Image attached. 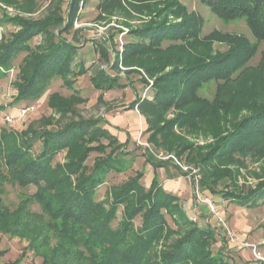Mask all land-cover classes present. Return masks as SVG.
<instances>
[{
    "label": "trees",
    "instance_id": "trees-1",
    "mask_svg": "<svg viewBox=\"0 0 264 264\" xmlns=\"http://www.w3.org/2000/svg\"><path fill=\"white\" fill-rule=\"evenodd\" d=\"M37 1L0 3L33 12ZM87 1L49 0L41 17L7 12L0 17V24L17 28L0 36V78L18 66L10 105L37 102L55 78L71 90L69 96L50 93L47 106L52 114L23 130L0 125V233L27 240V249L39 254L40 264H60L57 257L62 264H237L240 248L229 253L232 248L225 246L214 227L191 220L178 195L164 189L159 167L173 163L179 174H186L172 159H156L154 152L164 149L197 166L204 192L242 207L264 203V50L255 65L250 63L259 51V40H264V0H199L223 20L244 17L254 42L243 34L203 35L202 18L196 15L194 24L187 6L178 0H97L99 15L107 20L112 14L130 15L127 3L136 14L151 16L138 27L123 18L128 38L121 43V53L114 43L120 28H113L109 39L93 41L99 56L90 78L100 91L98 101L106 105L104 93L112 89L128 86L134 91L124 109H137L145 120L149 144L142 155L154 172L146 186L141 181L144 169L135 170L103 199L96 194L100 185L112 171L128 170L138 154L127 148L129 137L121 142L109 131L104 116L77 114V105L86 98L74 87V78L88 69L82 60L75 63L79 48L64 35L80 33L74 20ZM162 13L167 14L158 19ZM37 35L42 42L33 45ZM214 40L227 49L215 50ZM212 83V96L202 95ZM134 84L149 85L148 94H138ZM170 112L173 117L165 120ZM199 135L213 139L206 151L191 141ZM61 152L63 161L57 160ZM92 152L97 156L89 165ZM247 158L259 163L257 169L248 170ZM242 169L259 181L240 185ZM6 182L22 188L34 185L35 190L21 195L11 209L1 197ZM31 203L40 211L31 210ZM119 206L122 215L114 226ZM5 251L0 250V258Z\"/></svg>",
    "mask_w": 264,
    "mask_h": 264
},
{
    "label": "rangeland",
    "instance_id": "rangeland-1",
    "mask_svg": "<svg viewBox=\"0 0 264 264\" xmlns=\"http://www.w3.org/2000/svg\"><path fill=\"white\" fill-rule=\"evenodd\" d=\"M21 1V0H18ZM38 4H36V9L31 11L23 10L20 12V8H17L12 5H3L0 3L1 9H0V17L3 14L9 13L10 15H19V16H26L29 18H36L41 17L43 14H45L48 10L49 0H38ZM96 2L97 0H88L84 7L80 8L78 14L79 18L75 21V28H79L80 33L78 34H66L64 36H67L68 40L72 41L76 46L79 48L78 54L75 56V63L79 61H83V64H85V67H87L88 71L86 73H83L82 75L75 77L74 79L75 84L74 87L79 91L80 95L86 98L83 103L78 104L77 108V114L81 117H97V116H104V118L110 119L111 121H114L115 124L112 126V130L114 132L122 131L124 135H128L130 137L136 136V140L132 142L131 144H128L127 147L129 149H135L137 151L138 156L136 160L134 161L133 165L128 168V170L123 172H117L112 171L108 177L107 181L100 185V187L97 189L96 194L97 197L105 198L106 192L114 185L120 184L121 182L125 181L127 177L131 174H134L135 170H141L144 169V166L147 162H145L142 157L143 153V146H145L142 142H147V134L144 132V129L146 127L145 120H142L140 117V114L137 109H132V111H126L127 109H124L126 107V104L129 103L134 98V91L130 89V87L126 86L125 88H117L112 89L111 91H106L104 93V100L106 101V105L110 107L112 110H106V105L100 103L98 100L99 96V90L94 89L91 76L93 75V68L94 66L98 65V51L95 48V44L93 43L94 40H100V39H109L111 37V33L115 32V29L113 28H120L122 29V32L119 36L116 34L114 35V43L116 49H119V53L122 51V44L125 39L128 38V27L122 24L123 18L126 19L129 24L132 26H139L143 23V21H149L151 20V16L148 14H136L135 11L132 9L131 5L127 3V7H129V10L131 12L130 15H128L127 12L123 14H112V16L107 20V17H103L99 15V12L96 8ZM179 3L185 4L187 6V14L190 20L194 24H196V15L198 17H201L203 20V26H202V34L203 35H210L213 33V31H217L220 33H229V34H243L246 36L251 42H254L256 39L252 34V31L249 29L246 20L244 17H239L235 20H223L219 16H217L209 7L205 6L204 4L200 3L199 0H178ZM65 8V5H63ZM103 13V12H100ZM170 13V12H169ZM167 14V13H166ZM165 13L160 14L158 16V19H163L166 16ZM99 17H98V16ZM105 15V14H101ZM170 15V14H169ZM156 18V17H155ZM186 18V17H184ZM195 18V19H194ZM169 20H174L172 15L168 16ZM177 20H181V18H178ZM199 22L200 19L198 18ZM131 27V26H130ZM17 28L13 26L12 24H0V36L1 34H7L11 32L12 30H16ZM117 36V38H115ZM1 39V38H0ZM42 37L37 35L32 40V44L35 45L38 42H42ZM259 51L254 55V57L251 60V64L255 65L259 61L260 57V51L264 50V40H259ZM212 46L215 50L218 51H225L227 49V45L219 42L218 40H214L212 42ZM24 53L19 56L16 63H19V60L23 57ZM120 55V54H119ZM120 57V56H119ZM100 64V63H99ZM74 70H77V64H73ZM101 65V64H100ZM108 64H103L102 67L109 70L110 73L113 71L109 69L110 66H107ZM169 68V67H168ZM168 68L166 70H168ZM123 70V68H122ZM18 72V66L15 64V67L9 71V75L0 78V105L3 106V108L0 110V125L5 126L7 128H15L18 130H23L26 128V126L31 123L32 121H37L41 118V116H48L52 114V110L48 108L47 106V98L50 93L58 92L64 96H69L71 93V90L66 88L63 85L62 79L55 78L53 79V82L49 85V87L46 89L45 93L37 102H32L30 104H36V110L27 114L21 121H18L17 123L13 124H6L5 122L2 123V117L6 114H9L12 112L13 114H16V111L13 110V105H10V102L12 101L13 94L15 93L14 88V82L16 79V75ZM116 71H114L115 73ZM142 72V70H141ZM144 74V72H142ZM122 75V73H119ZM146 77V75L144 74ZM148 78V77H147ZM149 79V84L152 85L153 80L151 78ZM138 84H134L135 90L138 92V94H144L147 93V89L149 85L146 86H137ZM137 86V87H136ZM213 83L212 85H207L205 89L201 91V94L207 97L212 96L213 92ZM16 106V105H15ZM126 112H125V111ZM242 113H245L244 111ZM248 113V112H247ZM174 114L171 112L167 114L165 117V120L173 117ZM242 115V114H241ZM77 116V115H76ZM126 119L130 120L132 123L135 121V129H131V125L127 124ZM127 124V126H126ZM106 126V125H105ZM128 129V130H127ZM175 131L181 132L177 128H174ZM127 130V131H126ZM131 132V134H130ZM134 133V134H132ZM183 133V132H181ZM130 134V135H129ZM124 138V136H122ZM213 139L211 137H204L202 135H199V138L193 137L191 138V141H193L197 147H202L204 151H206L207 147L206 145L209 143H213ZM151 144V143H150ZM152 145V144H151ZM150 146V145H149ZM109 151V150H108ZM155 151V150H154ZM160 152L163 151L164 155H172L169 159H163V160H173L174 162L178 163V165L183 170V167H187L188 169L197 167L193 164H189L185 161V157L177 159L175 157L174 153H167L164 149L158 150ZM158 151H155L154 153H158ZM63 155L64 153L61 152L57 156V160L63 161ZM157 156L155 158L157 159ZM97 156L96 152H92L87 159L86 163L91 165L93 163L94 158ZM159 158V157H158ZM247 161V168L248 170L257 169L259 163L253 162L250 158L246 159ZM143 162V163H142ZM170 162V161H169ZM232 166V165H231ZM163 167H166L165 170H161V172L158 170V177H164L166 178V175L169 173L167 172L168 168L170 172L176 171V168L174 167L173 163H167ZM229 167V166H228ZM150 169L149 165L146 164L145 173H148V170ZM184 171V170H183ZM251 173V172H250ZM246 169H242L240 172L239 177V184L240 185H250L254 186L259 179V177L256 179L254 176H252ZM174 173H172L173 175ZM152 175H146L143 177L142 184H146V182L150 181L152 178ZM162 179L161 181H164ZM186 180V181H185ZM185 180L179 181L175 180V183H178L180 188H182L186 182L187 185V196L191 199L193 196L197 198V193L201 194V189L198 187V191H195V185L193 182L189 180L188 177H186ZM228 182V181H227ZM226 182V183H227ZM223 184L220 185L222 187ZM163 186V185H162ZM230 186V185H229ZM230 188V187H229ZM3 191L1 192V197H3L6 204L12 209L14 206L18 203V201L21 199V195L23 194H30L33 193L35 190L34 185H29L26 188H22L21 186L17 184H10L9 182H6L3 186ZM197 195V196H196ZM180 199V198H179ZM182 201H185V198H181ZM198 199V198H197ZM182 201L180 203L182 204ZM214 205V202L212 203ZM225 204V203H224ZM215 208H217L220 211V207L217 205H214ZM29 208L34 211H40L39 206L36 203L29 204ZM118 212L116 216V220L114 221V226L118 223L117 221L121 218L122 215V207H118ZM224 209V215L226 216V219L228 221V224L232 225V222L230 221V217L233 214L231 210L228 209V204L223 207ZM236 209H240L241 213L243 214L244 218L246 217L248 222L251 223V229L246 231L245 237L241 236L240 233L236 230V232L239 234L240 239H245V242L249 244H254L256 247H258V250L260 252V256H262V259H258L256 256L251 257L250 262L256 263V264H264V203H260L256 208H250V207H237ZM187 210V208H186ZM192 211V210H191ZM221 212V211H220ZM235 214V213H234ZM191 216V215H190ZM225 218V217H224ZM140 219L136 218L134 220L135 224L138 226L140 224ZM168 220L170 221V225L175 227L174 222L168 217ZM237 229V228H236ZM244 233V232H243ZM28 247V241L24 238L15 236L10 237L7 234L0 233V250L6 249V251L3 253V256L0 258V264H12L15 259L19 258V262L16 264H40L41 258L39 254H35L32 249H27ZM160 249V247H157ZM213 248L216 249L214 246ZM235 251V250H233ZM64 254V253H63ZM253 254V253H252ZM60 264V257L56 258ZM240 261H237V264H248L249 261H242L243 259H239ZM71 261V260H70ZM72 264V261L70 262ZM84 264V263H82ZM86 264V263H85Z\"/></svg>",
    "mask_w": 264,
    "mask_h": 264
},
{
    "label": "crops",
    "instance_id": "crops-1",
    "mask_svg": "<svg viewBox=\"0 0 264 264\" xmlns=\"http://www.w3.org/2000/svg\"><path fill=\"white\" fill-rule=\"evenodd\" d=\"M130 110L132 111V109H128L126 111H130ZM140 117L143 120L142 115H140ZM107 121H109V125H106L107 128L109 129V131L111 133H113L115 135H118V138H119V140L121 142H124L127 139V137H129L128 135H124V133L122 131L121 132L120 131H117V132L111 131L112 130L111 128H112L113 124H115V122L111 121L110 119H107ZM126 121H127V124L131 125V129H135V121H134V123H132L128 119H126ZM127 124H126V126H127ZM130 134H131V132H130ZM132 134H134V133H132ZM122 136H124V138H122ZM135 138H136V136L131 137V135H130L128 144H131L132 142H134L137 139V138L136 139ZM136 153H138V152L136 151ZM142 159L144 160V157H142ZM146 164H148L149 167H150V169L148 170V173H145ZM146 164L144 166V175H143V177H145L147 174L148 175L150 174V175L153 176L154 172H153L152 165L150 163H146ZM165 168L166 167H159L158 170L160 172L162 170V172H163V170H165ZM167 172L169 174L166 175L165 179H164V177H160V180L164 179V181H161V184L163 185L164 189H166L167 191H170V192H173V193L177 194L178 197L180 198V201H182L181 198H183V197L185 198V201H182V206H184L185 209L187 208L186 212H187L189 217H190V215H192V211H191L192 208L196 205L198 210H199V212H200V214H201V219H202L201 223L207 224V219H208L209 220L208 224L211 225L212 227H214L216 219H214V215L209 211V206L206 203L200 201L199 199H196L195 196H193L191 199L187 196V189H186L187 185H186V182H185V184H184V186L182 188H180L178 183H175V180H178V182H179V181L185 180L186 177L182 176L178 172L176 173V171H172V173H174L172 175V173L170 172L169 168H168ZM151 180L149 182L147 181L145 185L148 186L150 184ZM201 192H202L201 195L207 196L212 203L214 202V205H217L218 207H220V211H221V213H223V215H224V210H223L224 208L223 207L226 206L227 204H228L229 211L231 209H233V210H231L233 212V214L229 218L230 221L232 222L231 227H233L235 230H237L238 233H240L241 236L244 235L243 237H245L246 231L251 229V223L248 222L246 217L244 218V216L241 213L240 209H236L237 207H239V205H237V204H235V203H233L231 201L230 202L226 201V200L222 199L221 196H219L217 194L216 195H212V194H210L208 192H204L203 190H201ZM240 207H242V206H240ZM242 208H244V207H242ZM224 217L226 219V216H224ZM243 241H245L244 238H243ZM252 255L253 254H252V250H251L250 247H240L239 256H240V258L243 259L242 261H246V262L249 261L250 262V259H251Z\"/></svg>",
    "mask_w": 264,
    "mask_h": 264
},
{
    "label": "built area",
    "instance_id": "built-area-1",
    "mask_svg": "<svg viewBox=\"0 0 264 264\" xmlns=\"http://www.w3.org/2000/svg\"><path fill=\"white\" fill-rule=\"evenodd\" d=\"M36 104H26L25 106H18V107H13V110L16 111V114H13L12 112L9 114H6L2 117V123L6 124H13L17 123L18 121H21L27 114L35 111L36 109ZM145 146L148 147L147 142H142ZM160 155H158L159 158L161 159H169L171 158L170 155H164L163 152H159ZM156 155V156H157ZM183 172L186 174L185 177H188L191 182L195 185V191H198L199 187V180L201 179L200 176V171L198 167H193L188 169L187 167H183ZM197 193V198L206 203L209 206V211L214 215V219H216L214 228L216 233H218L224 240L225 246L227 248H232L229 253H232L233 250H236L240 247H250L253 253V256H256L258 259H262V256H260V252L258 250V247H256L253 244H249L242 239H240L239 234L236 232V230L233 227H230L228 224L227 220L224 218V216L221 214V212L214 207L212 202L207 196ZM196 198V199H197ZM191 220L195 222H201V214L195 205L192 208V215L190 216ZM207 223H209V220L207 219ZM256 264V263H255Z\"/></svg>",
    "mask_w": 264,
    "mask_h": 264
}]
</instances>
